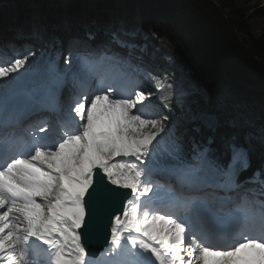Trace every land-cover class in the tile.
Here are the masks:
<instances>
[{
  "label": "snow or ice",
  "instance_id": "obj_1",
  "mask_svg": "<svg viewBox=\"0 0 264 264\" xmlns=\"http://www.w3.org/2000/svg\"><path fill=\"white\" fill-rule=\"evenodd\" d=\"M112 38L119 42L115 33ZM89 39L95 37L89 34ZM97 56L116 59L103 45L86 47L77 57L69 52L64 61L69 68L63 72L50 58L28 80L19 74L28 57L0 65V128L11 124L14 133L20 129L12 142L0 136V155L8 159L0 164V264H30L36 242L47 246L52 264H88L84 241L100 239L105 264H264V238L243 235L217 246L191 235L194 221L213 231L226 218L238 223V208L224 211L229 197L191 184L187 195L176 197L152 179L157 174L187 179L207 165L215 172L208 186L230 191L233 168L242 155L235 145L231 161L212 162L208 147L193 141L195 163H189L183 132L172 123L166 151L175 163H164L153 149L165 124L143 111L152 93L138 89L134 96L125 95L103 81L96 94L77 89L62 112L59 97L72 59L82 61L79 71L90 80ZM12 73L19 75L12 80ZM76 79L74 74V84ZM44 113L49 115L24 125L28 117ZM147 126L154 131H143ZM250 182L264 184L260 173Z\"/></svg>",
  "mask_w": 264,
  "mask_h": 264
},
{
  "label": "trees",
  "instance_id": "obj_2",
  "mask_svg": "<svg viewBox=\"0 0 264 264\" xmlns=\"http://www.w3.org/2000/svg\"><path fill=\"white\" fill-rule=\"evenodd\" d=\"M108 1V6L101 4V7H107L106 14L87 8H81L80 14L72 10L63 14L69 16L68 20L73 22V26L80 25L83 20L99 21L104 29L108 25L118 29L120 18L124 15L137 23L140 33H150L155 39L166 42L187 65L191 72H188L189 76L209 91L213 98L211 111L219 120V126L214 131L200 128L197 133L185 132V136L201 140L223 159L228 158L230 145L242 147L251 159L249 172L262 168L264 146L250 137L254 130L264 125V105L259 100L252 103L253 100L249 98L251 95L260 96L241 87H235L234 96H231L224 90L223 84L226 79L234 78L253 87L262 85L257 57L263 53V43L251 41V52L240 42L238 30L244 27L243 15L240 11H233L228 21L223 14L230 0H216L218 6L211 0ZM255 12L262 14L264 8ZM30 15L35 30L41 31L40 19H43V14L33 10ZM0 23H4L1 17ZM133 40L152 47L149 39H143L141 35ZM162 64L157 53L154 58L155 74L164 69ZM198 102L199 107L203 108V101L198 98Z\"/></svg>",
  "mask_w": 264,
  "mask_h": 264
},
{
  "label": "rangeland",
  "instance_id": "obj_3",
  "mask_svg": "<svg viewBox=\"0 0 264 264\" xmlns=\"http://www.w3.org/2000/svg\"><path fill=\"white\" fill-rule=\"evenodd\" d=\"M104 1L105 0H0V16L4 19L5 24L8 25L7 29L10 31L13 30V32H15L13 35H11L12 44L16 45V38H21L22 36L23 39H25L24 37L27 38L25 40L33 39L35 37L38 40L39 35L37 36L34 32V20L31 19L30 15V11L33 10H38V13L40 11L42 12L43 19H40V32L46 36L45 42L39 44L38 48H35V45L37 44L36 42L35 45H31L30 49L26 51L27 54L24 55L18 52L14 58L11 59L10 57L7 64L12 63L17 58H21L23 55V57H28L27 63L19 70V74H23V76L25 74L31 73L38 67L40 68L41 62H45L46 66L50 58L55 60V62L60 59V62L57 63L60 64L61 60L65 57L64 55L70 52L72 48H76L75 45L79 44L77 40L80 39L74 38L76 37V33L74 34L73 31L70 30V28L73 26V22L68 20L69 16L64 15L63 13L65 11L67 13L69 10H72V12L76 11L77 14H80L81 8H87L88 10L94 11L95 13L106 14L108 12L107 7H101V3ZM118 1L121 2L123 0ZM261 7L264 8V0H230L229 7L223 11V14L228 21L232 18L233 11H240V14L243 15L242 22H244V27L243 29L238 30V38L240 42L244 43L246 48L248 47L251 50V52H253L250 46L251 41H261L263 43V53L259 54L257 59L264 71V12L262 14L255 12ZM44 15L47 17L46 19L44 18ZM22 16H24L26 19L21 20ZM52 19L53 21L51 22ZM84 22L90 21L83 20L82 23ZM95 24L96 25L93 28L99 29L100 27L97 24L101 23L96 21ZM109 28L110 26L108 29ZM140 31L141 30L136 23H133L132 20L124 16L120 18L118 29L115 32H117L119 36L122 34L125 37H136L139 34L143 37V39H149V44L153 47V50L150 51V54H148L149 58L142 59L139 62L149 82L144 80V76L142 77L140 74V76H134V78L142 88H144L147 92L152 93V95L147 97L143 102V106L146 107V109L143 111L147 112L148 107H151L155 113L148 114V117L155 119L157 118L158 120L163 121L165 124L166 131L160 133L161 136L159 135V137H157L158 142L154 141L153 150L157 152V156L162 160V162L174 164L175 161H173L171 157L168 156L166 151L171 147L172 142L171 133L167 132V129L172 123H176L179 132H182L180 130L182 127H184L186 130L191 129L192 131L197 132V127L199 126L197 124V116L202 112H210V110L198 109V98H201L200 84L193 80L189 76L190 74L188 75V67L181 57L176 52H174L167 43L163 44L164 42L155 39L150 33L144 34L140 33ZM62 33L65 34L59 37V34ZM21 42L22 41L19 39L18 43L21 44ZM101 45L105 46V48L107 47V44L99 42L96 48ZM112 45L114 46V44H111V46ZM63 48L64 52L61 51ZM114 50L116 49L114 48ZM57 53H59V55H57ZM152 53H158L159 60H162L164 65V69L161 71V73L155 76L156 79L153 78L154 76L151 74L154 73L152 70H150V68L153 66L152 64L154 58L150 57L152 56ZM54 55L57 57H54ZM93 68H95L94 65L90 69ZM19 74L12 73L11 79H16ZM27 77L28 76L22 78L25 79ZM125 80L126 73H124L123 78L121 76L115 78L114 84L121 85ZM152 81L158 84L156 87L160 85V89H158L156 92L152 91L153 88L150 85V82ZM4 82H10V78H5ZM168 84H173V88H169L167 86ZM235 87H245V84L234 78L226 79L223 84L224 90L231 96H234ZM261 93L264 96V89H262ZM129 94L131 95V92H129ZM154 94L155 96L152 98ZM161 97H167V100L162 102ZM157 102H159V104H157ZM164 103H166L168 106L165 107ZM203 108H205V106ZM165 116L169 117L167 121L163 120ZM193 117L195 118L193 119ZM143 131L147 132L154 130L151 129L150 126H147ZM253 135L254 139L259 141L264 146V127H259L258 129L254 130ZM183 141L184 156L186 159L191 160L189 161L190 163H193L191 159L192 142L196 140L189 139L183 134ZM196 142L199 143L198 141ZM232 146L233 144L229 147V161H231L233 157ZM240 150L242 155L235 162L232 180L235 179L237 172L242 171L248 166V156L244 150ZM210 155L211 153L209 150L207 159L212 162H216L210 157ZM220 156V154L217 155V157ZM221 159L223 160V157H221ZM119 160L120 159L117 161ZM204 167H206V171L210 173V176L213 177L215 175L213 169L209 168L207 165Z\"/></svg>",
  "mask_w": 264,
  "mask_h": 264
},
{
  "label": "water",
  "instance_id": "obj_4",
  "mask_svg": "<svg viewBox=\"0 0 264 264\" xmlns=\"http://www.w3.org/2000/svg\"><path fill=\"white\" fill-rule=\"evenodd\" d=\"M20 1V0H18ZM216 6H218L216 0H211ZM122 2V1H121ZM102 5H107L109 4V1L108 0H105L104 2L101 3ZM257 63L259 64V61L257 59ZM260 69V74H261V81H262V85L260 86V89L263 88L264 89V71H263V68L260 66L259 67ZM243 81H247L249 82L247 79H243ZM249 88V86H248ZM200 90L202 92V101H203V104L206 108H203V110L205 109H209L211 110L212 106H213V98L211 97L209 91L207 89H205L204 87H200ZM262 90H260L261 92ZM252 97H255V96H250V98ZM218 118L217 116L212 113L211 111L210 112H202L198 117H197V123L203 127V128H208V129H214L217 127L218 125ZM253 133H251L250 137L254 139L253 137ZM255 140V139H254ZM257 141V140H256ZM259 142V141H258ZM247 156H248V153H247ZM249 159V157H248ZM249 163L248 166L251 165V159L249 160ZM121 191H125V190H121ZM127 192V191H126ZM122 210V209H121ZM84 244L86 245V255H87V258L89 260H92V259H95L97 258L99 252L101 250L104 249L105 245H104V242L102 239L100 240H92V241H84Z\"/></svg>",
  "mask_w": 264,
  "mask_h": 264
},
{
  "label": "bare ground",
  "instance_id": "obj_5",
  "mask_svg": "<svg viewBox=\"0 0 264 264\" xmlns=\"http://www.w3.org/2000/svg\"><path fill=\"white\" fill-rule=\"evenodd\" d=\"M241 1H246V0H241ZM47 17L45 16V19H46ZM128 19H130V18H128ZM75 20V19H74ZM131 20V19H130ZM53 21V19L51 20V22ZM76 22H77V20H76ZM133 22V21H132ZM134 23V22H133ZM90 27H89V25L87 24V23H81L80 25H78V26H72V28H70V30L71 31H73V33L75 34L76 33V37H74V38H80V39H78L77 40V42H79V43H82V33L85 31V32H88L90 29H89ZM45 42V40L44 41H42V42H40L39 44H42V43H44ZM161 42H164V41H161ZM98 43H99V41H96L95 42V44H94V49L96 48V46L98 45ZM90 44H91V42L89 43V45H88V47H90ZM163 44H166V42H164ZM107 47L109 46L110 47V49H113L114 50V48L116 49V51L120 54V55H124L125 54V52L123 51V50H121V49H119L118 48V46L117 45H115L114 44V46L112 45L111 46V44H107L106 45ZM63 47V46H62ZM87 47V46H86ZM170 47V46H169ZM148 48V47H147ZM171 48V47H170ZM172 49V48H171ZM153 50V47H151V48H148V51H152ZM173 50V49H172ZM61 51H63L64 52V48L63 49H61ZM174 51V50H173ZM175 52V51H174ZM156 54V53H155ZM54 57H57L56 55H54ZM155 58V57H154ZM154 58H153V66L150 68V70H152L153 71V73L154 74H151V75H153V76H156V75H158V74H155V72H154V69H155V67H154ZM95 59H96V63L94 64V67L96 68V66L100 63V60H97V57H95ZM142 60V59H141ZM141 60H138V59H136V61H138V62H140ZM101 64V63H100ZM99 64V65H100ZM162 66L164 67V65L162 64ZM45 67V62H41V64H40V68H44ZM93 67V66H92ZM94 69V68H93ZM160 73H161V71H160ZM159 73V74H160ZM26 76H28L27 78H25L24 80H28V79H30L31 77L28 75V74H25L23 77H26ZM188 78H190V77H188ZM188 78H186L187 80H189ZM131 80H133V81H135V79L134 78H130ZM117 80V79H116ZM186 80V81H187ZM149 82V81H148ZM70 83V82H69ZM150 84H151V82H150ZM138 89H141V90H143L144 92H146L147 93V91L144 89V88H139L138 86H136L135 87V89H134V92L136 91V90H138ZM201 97H202V95H201ZM163 102V101H162ZM157 104H159V102H157ZM144 109H146V107H144L143 106V110ZM198 109H201L202 110V108H200V107H198ZM145 112V114L148 116V114H153V113H155L154 112V110L151 108V107H148V111L146 112V111H144ZM201 114V113H200ZM199 114V115H200ZM198 115V116H199ZM150 116V115H149ZM197 116V117H198ZM40 119V118H39ZM157 119V118H156ZM36 120H38V119H34V120H31L29 123H31V122H34V121H36ZM261 127H264V126H261ZM154 130V129H153ZM190 131H192L191 129H184V130H182V132H183V134L185 135V132H190ZM148 132V131H147ZM194 132V131H193ZM161 136V135H160ZM165 136V135H164ZM159 137V136H158ZM117 160L118 159H121V158H119V157H117L116 158ZM209 173L206 171V168H202L201 170H200V172L199 173H197L196 174V176H193V178H198V179H200V178H204L205 176H207ZM154 176H159V178L161 177L159 174H157V175H154ZM212 177V176H211ZM158 178V177H157ZM181 179V178H180ZM250 183V182H249ZM207 185V184H206ZM239 197H240V195L238 194V193H235L233 196H232V198L233 199H239ZM251 198V197H250ZM250 200V199H249ZM248 201V200H247Z\"/></svg>",
  "mask_w": 264,
  "mask_h": 264
}]
</instances>
